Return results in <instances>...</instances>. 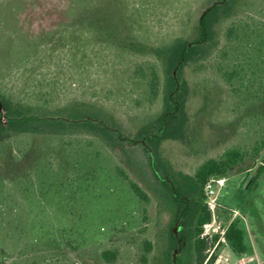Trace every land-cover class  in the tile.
<instances>
[{"label": "rangeland", "instance_id": "1", "mask_svg": "<svg viewBox=\"0 0 264 264\" xmlns=\"http://www.w3.org/2000/svg\"><path fill=\"white\" fill-rule=\"evenodd\" d=\"M215 1L221 0H86V8L69 17L57 0H0V108L6 113L4 104L11 102L29 112L44 107L50 117L69 122L71 114L56 108L90 102L98 119L139 138L165 109L170 49L195 37L200 14ZM234 23L243 32L226 43L223 34ZM213 30L184 69V135L148 141L159 171L197 209L207 204L195 180L197 166L229 147H250L264 128V0H228ZM221 48L227 58L218 54ZM144 58L157 60L163 80L153 104L142 99L144 85L132 76L133 62ZM237 65L243 91L218 73L219 66ZM84 107L77 119L90 115ZM39 128L22 132L9 128L5 117L0 121V264H138L145 238L153 243L148 264H175L174 255L181 264H196L193 214L175 223L171 192L141 144L115 148L82 126ZM263 161L264 147L222 175L208 227L206 252L218 256L213 264H264V170L256 176ZM117 167L140 184L149 202ZM231 222L245 232L243 254L225 238ZM178 231L182 251L173 246ZM106 250L115 257H103Z\"/></svg>", "mask_w": 264, "mask_h": 264}, {"label": "trees", "instance_id": "2", "mask_svg": "<svg viewBox=\"0 0 264 264\" xmlns=\"http://www.w3.org/2000/svg\"><path fill=\"white\" fill-rule=\"evenodd\" d=\"M64 6L62 13L69 17L78 15L80 11L86 8V0H57ZM228 0L215 1L207 6L198 18L196 25V35L192 39L180 40L172 46L168 56V63L173 70L170 73L167 91L165 95V109L158 117V121L154 124V128L143 127L140 130V137L133 138L125 136L123 131L115 128L114 124L111 126L106 124L104 119H98L99 115L90 112L88 109L92 107L90 102H76L64 104L56 108L57 112L61 114H71V121H67L64 117H50L47 113L48 108L40 107L34 112H29L28 108L20 105L19 103L13 104L5 103L4 108L6 113L0 108V121L3 117L6 118L7 125L11 129H16L22 132L37 131L39 127H64V126H82L92 129L94 133L104 137L105 141L112 147H124L125 142L139 143L149 155V161L156 177L169 189L172 199L176 204V213L174 221L176 224L186 219L188 215H192L193 224V249L196 255V264H213L217 259V254H207L210 241L208 237L201 236L204 224L211 221V211L207 204L201 208L194 207L193 198L187 195L177 183L172 180L170 176L159 171L155 160L154 154L148 145V141L160 142L162 139L168 137H182L184 135V122L187 119L185 110L186 94L189 90V82L184 76V69L189 64L190 60L196 55L197 52L202 50L208 41L213 37V21L219 16V11L225 7ZM62 13H60L62 15ZM243 32L241 26L236 23L229 25L224 34V41L226 43L238 39ZM223 58L228 57V50L221 48L218 52ZM180 73V75H179ZM219 75L231 86L234 81H238L240 86L234 88L235 91H243V81L241 76V69L235 66L232 69H226L222 66L218 67ZM132 76L141 81L144 85L142 99L150 104L157 102L162 94L163 80L160 72V66L157 60L152 58H144L133 62ZM80 106H85L83 109L90 113L87 118L81 120L77 119L82 110ZM113 118V116H110ZM88 129V130H89ZM264 147V128L257 131L254 140L250 147L246 146H232L229 147L219 157H211L200 163L194 173L196 183L204 186L212 176H222L227 170L243 161L248 155L257 156ZM264 170L263 164L259 167L256 176ZM117 173L124 177L133 192L139 199L149 202L150 196L140 186V184L132 179L121 167H117ZM225 237L230 243L232 249L237 253H244L247 251V244L245 241V232L236 222H231L226 231ZM218 235L214 237L217 239ZM174 248L177 251H182L183 237L182 232H173ZM153 249V243L150 239L145 238L141 241L138 247L137 260L138 264H148L149 254ZM103 257L114 258L115 252L106 250L103 252ZM175 264H181L177 255L173 256Z\"/></svg>", "mask_w": 264, "mask_h": 264}, {"label": "built area", "instance_id": "3", "mask_svg": "<svg viewBox=\"0 0 264 264\" xmlns=\"http://www.w3.org/2000/svg\"><path fill=\"white\" fill-rule=\"evenodd\" d=\"M224 182H225V177L224 176H216L215 175V176L210 177L209 180L204 185L205 192L207 194L206 203H207V206L209 207V209L214 210V208L216 206V202H215V197L214 196L217 193V187L220 186V185H223ZM210 225H211L210 222L204 224L203 227H205V230H203L201 236L209 238V235H211V234L208 231V227ZM224 235H225V233H224Z\"/></svg>", "mask_w": 264, "mask_h": 264}, {"label": "crops", "instance_id": "4", "mask_svg": "<svg viewBox=\"0 0 264 264\" xmlns=\"http://www.w3.org/2000/svg\"><path fill=\"white\" fill-rule=\"evenodd\" d=\"M239 254H243V253H239Z\"/></svg>", "mask_w": 264, "mask_h": 264}]
</instances>
